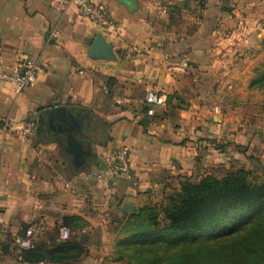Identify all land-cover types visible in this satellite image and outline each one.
Wrapping results in <instances>:
<instances>
[{"label":"crops","instance_id":"0c3cea01","mask_svg":"<svg viewBox=\"0 0 264 264\" xmlns=\"http://www.w3.org/2000/svg\"><path fill=\"white\" fill-rule=\"evenodd\" d=\"M93 1L116 32L66 0H0L4 68L38 67L20 94L0 81V264H102L101 246L186 178L234 163L264 169V99L248 89L246 45L232 43L233 18L240 32L249 20L228 8L236 0ZM99 39L105 53L92 51ZM131 46L146 52L128 56ZM151 90L167 97L153 116ZM122 152L130 172L116 176ZM37 225L41 246L24 261L12 240ZM63 228L85 247L76 261L72 249L50 259Z\"/></svg>","mask_w":264,"mask_h":264},{"label":"trees","instance_id":"16d2710c","mask_svg":"<svg viewBox=\"0 0 264 264\" xmlns=\"http://www.w3.org/2000/svg\"><path fill=\"white\" fill-rule=\"evenodd\" d=\"M263 78L253 79L252 84ZM160 212L163 213V225L158 219ZM126 226L127 237L120 239L119 244L156 243L176 235L197 237L207 230L210 231V240L231 238L241 242L245 239L247 246L242 251L251 255L250 264H264V180L250 181L242 171L231 173L223 179L209 175L199 183L188 180L181 183V190L167 196L162 205L149 206L131 216ZM40 246L38 240L31 250L24 252V261L29 259V253ZM54 246L55 250L50 253L72 249L74 254L70 259L75 261L86 252L85 247L70 239L57 242ZM197 255L198 252L183 253L171 259L156 253L150 264H193ZM47 257L37 258L36 261H43ZM53 257L54 254L50 259L53 260Z\"/></svg>","mask_w":264,"mask_h":264},{"label":"rangeland","instance_id":"374dc122","mask_svg":"<svg viewBox=\"0 0 264 264\" xmlns=\"http://www.w3.org/2000/svg\"><path fill=\"white\" fill-rule=\"evenodd\" d=\"M228 8L234 13L248 12L249 20L247 24L243 23V31L240 32L241 19L233 18L230 29L233 34V45H239L242 41L244 46V54L247 55L249 70V91L258 97L259 101L264 99V78L256 84H252L253 79H260L264 76V0H248L245 3L242 0H236L232 5L228 4ZM236 14V15H237ZM247 31V32H246ZM237 54V53H236ZM235 55V54H234ZM262 104V102H261ZM261 107H264V100ZM254 123V121L252 120ZM226 168H214L208 174L198 172L196 176L186 178L180 182L172 193L181 190V183L189 180L191 183H199L204 177L213 175L218 179H223L227 175L237 174L242 171L246 174L250 181L261 182L264 180V169L256 163H234ZM170 194V195H171ZM169 196V195H168ZM167 197V196H166ZM165 197V198H166ZM165 198L162 202H164ZM161 202V205H162ZM161 225L164 224L163 213H158ZM210 231H203L197 237H189L184 235H176L166 237L159 242H146L145 244H119L118 241L123 239L127 233V226L116 231L115 243L105 244L101 246L104 259L102 264H150L154 254L159 253L163 256H169L171 259L176 258L183 253L198 252L197 260L193 264H250L251 255H246L242 250L247 246L245 239L241 242L234 239H213L208 236ZM215 232V230L213 231ZM212 232V233H213ZM118 234V235H117ZM245 237V236H244ZM91 239V238H90ZM61 243V241H58ZM90 243H88L89 245ZM100 248V247H99ZM201 249V250H199ZM199 250V251H198ZM101 263V261H99ZM164 264H170L164 262Z\"/></svg>","mask_w":264,"mask_h":264},{"label":"built area","instance_id":"2783aa9c","mask_svg":"<svg viewBox=\"0 0 264 264\" xmlns=\"http://www.w3.org/2000/svg\"><path fill=\"white\" fill-rule=\"evenodd\" d=\"M66 4L69 6H75L80 15L101 28L113 30L114 32L119 29L118 23L109 17L106 8L95 3L93 0H66ZM144 52H146L145 49L131 46L129 51H127V54L128 56H131L132 54H142ZM37 77L38 67L36 63L29 59L21 61L13 71H7L3 65L2 48L0 46V81L10 83L14 87L16 93L20 94L34 85L37 81ZM145 101L148 105L147 114L153 116L156 108L162 107L166 104L167 97L165 94L151 90L146 96ZM36 126L37 124L35 122L25 123L22 131L23 135H32L36 130ZM113 172L116 176H121L130 172V166L125 152L120 153L115 158ZM43 230V226L37 225L21 230L19 234L14 236L13 245L20 257L24 252H27L34 247V244L42 235ZM70 237L71 233L69 229H61L59 241L65 242L69 240Z\"/></svg>","mask_w":264,"mask_h":264},{"label":"water","instance_id":"95a60500","mask_svg":"<svg viewBox=\"0 0 264 264\" xmlns=\"http://www.w3.org/2000/svg\"><path fill=\"white\" fill-rule=\"evenodd\" d=\"M124 1H126L129 4L134 5V6H136V4H137L136 0H124ZM92 48H93L92 49L93 52L101 51V52L105 53L107 51V49L111 48V46L108 43H106V42L102 41L101 39H99V40L95 41L92 44Z\"/></svg>","mask_w":264,"mask_h":264}]
</instances>
